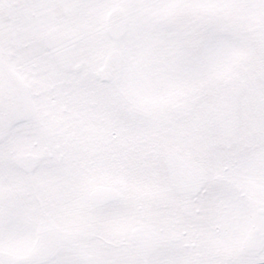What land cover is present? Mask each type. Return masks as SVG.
Here are the masks:
<instances>
[{"label":"snow or ice","instance_id":"snow-or-ice-1","mask_svg":"<svg viewBox=\"0 0 264 264\" xmlns=\"http://www.w3.org/2000/svg\"><path fill=\"white\" fill-rule=\"evenodd\" d=\"M0 264H264V0H0Z\"/></svg>","mask_w":264,"mask_h":264}]
</instances>
